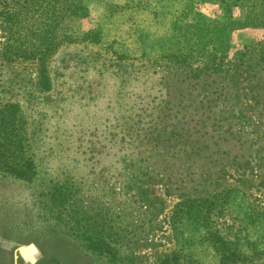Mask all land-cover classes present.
Instances as JSON below:
<instances>
[{
  "label": "trees",
  "instance_id": "16d2710c",
  "mask_svg": "<svg viewBox=\"0 0 264 264\" xmlns=\"http://www.w3.org/2000/svg\"><path fill=\"white\" fill-rule=\"evenodd\" d=\"M167 1L182 8L173 14L170 46L160 58L142 50L138 58L147 61L137 65L126 49L112 51V69L120 79L112 81L106 112L91 132L100 143L94 157H112L102 168L113 167L119 176L118 186L110 187V201L84 206L88 194L65 163L60 175L40 180V205L46 221L72 223L69 230L110 264H133L115 246L118 239L130 243L134 238L114 224L115 210L131 200L126 195L133 186L160 184L164 194L178 198L173 227L185 221L205 227L218 244L220 263L238 264L242 252L229 246L216 221L230 191H208L203 182L212 177V165L254 168L262 159L264 34L232 51L229 38L242 29L264 31V0ZM198 2L215 4L218 16L203 18L195 9ZM87 16L85 0H0V176L30 184L39 179L38 162L29 152L36 131L20 100L10 94H22L29 103L52 88L48 59L63 44L80 38L77 24ZM84 37L97 41L98 32L87 30ZM18 60L35 61L37 75L20 76L11 66ZM230 143L241 153L233 155ZM217 172L214 180L224 179V168ZM156 201L146 209L154 206L160 212ZM108 213L116 215L106 218ZM172 257L161 264H174L177 258Z\"/></svg>",
  "mask_w": 264,
  "mask_h": 264
},
{
  "label": "rangeland",
  "instance_id": "374dc122",
  "mask_svg": "<svg viewBox=\"0 0 264 264\" xmlns=\"http://www.w3.org/2000/svg\"><path fill=\"white\" fill-rule=\"evenodd\" d=\"M85 4L88 16L77 24L80 38L63 44L48 59L52 88L29 103L22 94H10L20 100L36 131L34 148L29 152L38 162L40 176L32 184L0 176V264H110L108 257L92 252L76 231L69 230L72 223L44 219L48 215L40 205L39 182L48 174L60 175L67 163L76 183L88 194L83 198L84 206L107 205L110 187L118 186L119 176L113 167L102 168L112 157L97 154L103 157L99 161L94 157L100 143L91 132L99 115L106 112L112 81L120 79L112 69L116 62L112 51L126 49L137 65L147 61V57L138 58L142 50L160 58L170 46V21L182 5L167 0H85ZM195 7L207 20L218 16L215 4L198 2ZM87 30L98 32L97 41L84 37ZM263 34V30L251 28L233 32L231 51ZM11 66L25 78L37 75L35 61L18 60ZM103 67L104 73L98 75ZM230 144L227 148H232L233 155L241 153ZM262 155L254 168L212 165V177L203 182L208 191H230L216 221L222 236L231 242L229 246L242 252L238 264H264V152ZM220 167L225 177L216 181ZM163 191L160 184L135 185L126 195L131 200L119 212L115 210L118 217L114 224L134 235L130 243L119 239L115 243L121 254L132 258L133 264H161L172 256L177 258L174 264H222L215 250L218 244H213L205 227L191 221L173 227L178 198ZM155 199V206L162 207L158 213L154 206L146 209ZM110 215L116 214H105L106 218Z\"/></svg>",
  "mask_w": 264,
  "mask_h": 264
}]
</instances>
